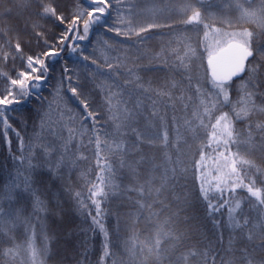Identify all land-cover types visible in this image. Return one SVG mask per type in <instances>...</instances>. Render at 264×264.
Masks as SVG:
<instances>
[{
    "label": "snow or ice",
    "instance_id": "6c2138e0",
    "mask_svg": "<svg viewBox=\"0 0 264 264\" xmlns=\"http://www.w3.org/2000/svg\"><path fill=\"white\" fill-rule=\"evenodd\" d=\"M0 137V264L53 257L64 193L76 264H264V0H0Z\"/></svg>",
    "mask_w": 264,
    "mask_h": 264
},
{
    "label": "trees",
    "instance_id": "16d2710c",
    "mask_svg": "<svg viewBox=\"0 0 264 264\" xmlns=\"http://www.w3.org/2000/svg\"><path fill=\"white\" fill-rule=\"evenodd\" d=\"M160 39L161 37L159 36L154 37L152 41H149L150 46L156 45ZM200 71L201 73H203V69H201ZM44 95L47 96L48 93L45 92ZM12 149L13 151H15L16 149L15 141H13ZM88 166V164L82 163L80 167L81 170H83ZM12 169L13 161L3 138L0 137V182H2L3 179L7 177L8 173L12 171ZM64 171V182L75 183L78 180V171L72 172L71 175L68 174L67 169H65ZM41 183L43 186L50 185L52 191H57L61 188L62 182L59 179H55L54 177H51L47 173H45L41 178ZM61 200L66 216L65 223H57L54 225L51 217L43 222L46 229L55 227L58 234V240L53 248L54 255L51 259L46 260L45 264H76V253L77 251H80L79 244L80 241L84 239V236L79 232L78 227L82 224L83 218L76 212L73 201L68 197L66 193L61 195ZM17 231L22 235L24 229L23 227H18ZM36 232L37 236L40 237L42 233L39 227H37ZM69 232H72V234L69 235ZM100 239L101 237L97 236L89 241L91 264H96V261L99 258Z\"/></svg>",
    "mask_w": 264,
    "mask_h": 264
}]
</instances>
